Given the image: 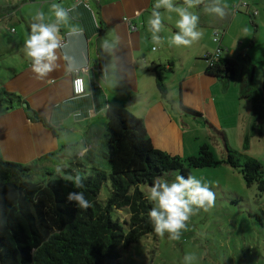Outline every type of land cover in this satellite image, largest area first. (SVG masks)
<instances>
[{
  "label": "crops",
  "instance_id": "0c3cea01",
  "mask_svg": "<svg viewBox=\"0 0 264 264\" xmlns=\"http://www.w3.org/2000/svg\"><path fill=\"white\" fill-rule=\"evenodd\" d=\"M239 1L247 4L234 9ZM53 3L70 9L69 19L60 27L61 59L54 72L37 79L24 55L23 43L37 12L43 11L49 22L55 20ZM154 3L155 0H0V88L17 96L11 106L0 105L2 158L31 163L33 168L44 170L64 166L66 161L69 166L72 161L98 165L97 158L105 159L106 112L101 111L105 105L124 108L141 119L152 144L172 155L182 154L188 144L180 104L196 110L199 114L195 119L227 134L220 110L230 100L238 107L236 114L245 112L248 125H252L251 101L240 97L243 82L229 88L232 78L221 80L210 74L206 57L221 47V58L237 61L243 55L241 59L248 68L252 66L251 80L257 70L251 63L260 62L263 77L264 0H221L227 12L223 18L206 13L204 4L191 9L200 17L203 35L190 47L169 46L168 39L178 31V16L161 9L165 26L160 35L164 42L155 52L147 26ZM125 16L138 25L137 31L130 30L123 20ZM74 26L83 29L82 36L69 35ZM105 38L118 39L112 54L101 49ZM65 55L85 68L81 71L85 93L80 96L72 93V73L65 70ZM110 64L115 65L114 71L110 70L105 78V66ZM157 77L167 86L165 97L159 94ZM104 164L109 167L107 161Z\"/></svg>",
  "mask_w": 264,
  "mask_h": 264
},
{
  "label": "trees",
  "instance_id": "16d2710c",
  "mask_svg": "<svg viewBox=\"0 0 264 264\" xmlns=\"http://www.w3.org/2000/svg\"><path fill=\"white\" fill-rule=\"evenodd\" d=\"M183 3V0H179ZM243 58V55L241 56ZM236 61L217 58L206 70L221 80L234 77ZM159 94L165 97L167 86L157 77ZM241 98L251 101L252 128L264 117V73L258 88L241 85ZM17 96L0 88V105ZM183 113L197 117L196 110L179 105ZM34 119H41L33 115ZM255 130V129H254ZM106 149L103 156L109 172L97 164L87 167L79 161L70 166L46 170L40 181L30 178L31 163H20L0 156V264H122L120 246H128L142 236L155 233L148 212L153 202L139 188L170 171L187 177L190 168L224 162L237 169L245 183L256 184L264 193V174L258 159L239 154L227 145L226 136L217 131L226 155L219 161L207 144L196 155L185 159L156 148L147 136L141 119L124 108H110L105 121ZM248 134L244 148H249ZM79 173L83 187L77 189L67 177ZM109 180L106 199H99L100 189ZM82 191L91 202L88 209L68 201L69 192ZM125 209L124 224L113 216Z\"/></svg>",
  "mask_w": 264,
  "mask_h": 264
},
{
  "label": "rangeland",
  "instance_id": "374dc122",
  "mask_svg": "<svg viewBox=\"0 0 264 264\" xmlns=\"http://www.w3.org/2000/svg\"><path fill=\"white\" fill-rule=\"evenodd\" d=\"M251 64L257 66L253 80H251L252 66L248 68L247 63L241 58L236 61L234 78L230 80L229 88L241 82L248 83L253 88L261 86L260 62ZM176 86L178 97V82ZM229 101L227 100L220 110L221 123L228 133L226 134L224 130L219 131L224 133L227 145L239 154L241 160L244 155L258 159L264 174V117L260 119L258 126L252 128V125H248L247 114L240 112L237 115L235 111L238 107ZM217 105L220 107L219 103ZM181 116L184 119L185 141H188V144L186 151L178 156L185 159L196 155L199 146L205 143L214 158L221 161L226 151L217 130L205 125L204 120H197L185 114ZM246 134H248L249 148L245 150ZM105 162L103 157L97 158L98 165L109 172ZM64 166L69 167L68 161ZM87 167L91 166L87 165ZM45 171L46 169L33 168L30 178L40 181L45 178ZM60 173L63 171L61 170ZM178 174V171H170L159 178L172 180ZM190 175L211 185L216 193L215 205L207 211H196L179 240L170 239L168 233L163 236L150 233L128 246L121 245L119 262L185 264L184 256L193 254L195 259L191 264H264V193L257 190L256 184L248 186L237 169L222 161L212 166L190 168ZM150 186L140 184L139 188L147 195ZM109 189L110 182L107 180L100 189L99 199H106ZM113 216L123 223L128 219V212L122 209L114 212Z\"/></svg>",
  "mask_w": 264,
  "mask_h": 264
},
{
  "label": "clouds",
  "instance_id": "9594fccd",
  "mask_svg": "<svg viewBox=\"0 0 264 264\" xmlns=\"http://www.w3.org/2000/svg\"><path fill=\"white\" fill-rule=\"evenodd\" d=\"M204 4V11L214 14L219 18L227 14L226 7L221 4V0H183L182 4H177L175 0H155L152 5L151 14L147 20L148 31L151 33V41L154 45L152 51L164 42L160 33L164 28V12L175 13L178 16L175 27L178 29L168 39L169 46L190 47L198 42L203 32L199 30L200 17L191 9ZM164 10V12L161 11ZM70 9H65L60 4L53 3L51 12L55 20L49 22L43 11L37 12L30 23V32L24 40L23 52L31 62V70L37 79H44L54 72L58 67L61 57L58 51L63 47V40L60 34L61 24L69 19ZM170 18V17H169ZM69 35H83V29L74 26ZM117 40L105 38L101 44V49L109 54L117 47ZM65 70L70 73H79L83 70V65L73 58L65 55ZM115 65H106L105 78L110 70L114 71ZM76 91L83 92V81L79 76L74 81ZM110 105H105L101 110L107 112ZM71 154V153H69ZM57 173L61 172L58 167ZM67 179L79 189L83 185V177L77 172L69 175ZM147 199L153 202V207L148 212V217L157 235L163 236L168 233L172 240H179L183 231L187 229V223L192 215L199 210L207 211L215 205L216 193L211 185L204 180L193 175L187 177L176 175L172 180L157 178L153 181L147 191ZM68 201L75 202L80 208H90L91 202L85 197L84 192H69ZM195 259L193 254L184 256L185 264H191Z\"/></svg>",
  "mask_w": 264,
  "mask_h": 264
},
{
  "label": "built area",
  "instance_id": "2783aa9c",
  "mask_svg": "<svg viewBox=\"0 0 264 264\" xmlns=\"http://www.w3.org/2000/svg\"><path fill=\"white\" fill-rule=\"evenodd\" d=\"M246 4L247 3L245 1H239V2H237V3H235L233 5V8L234 9H237V7L239 5H246ZM256 12L257 11H254L253 13L255 14ZM123 20L126 21V22H128L129 28H130L131 31H137L138 30V25L136 23L131 22L127 16L123 17ZM217 39H218V35L215 34L214 37H213V40L216 41ZM221 51H222V48L221 47H217L216 50L212 54H210L209 56H207L206 59L208 61V64L212 65L213 61L215 59L219 58ZM84 70H85V68L83 67V70L82 71H84ZM78 76L80 78H82V81H83V92L76 91V87L74 86V81L77 79ZM71 88H72V93L75 96H80V95H82V94L85 93L84 78L81 75V71L79 73H72Z\"/></svg>",
  "mask_w": 264,
  "mask_h": 264
},
{
  "label": "water",
  "instance_id": "95a60500",
  "mask_svg": "<svg viewBox=\"0 0 264 264\" xmlns=\"http://www.w3.org/2000/svg\"><path fill=\"white\" fill-rule=\"evenodd\" d=\"M71 81H72V76H71Z\"/></svg>",
  "mask_w": 264,
  "mask_h": 264
}]
</instances>
